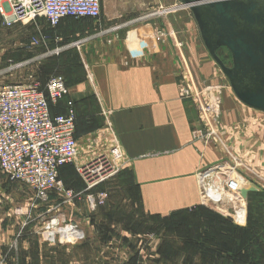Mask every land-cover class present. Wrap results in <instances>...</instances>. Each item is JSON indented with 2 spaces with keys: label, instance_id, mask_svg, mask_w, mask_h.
<instances>
[{
  "label": "rangeland",
  "instance_id": "1",
  "mask_svg": "<svg viewBox=\"0 0 264 264\" xmlns=\"http://www.w3.org/2000/svg\"><path fill=\"white\" fill-rule=\"evenodd\" d=\"M0 6H3V0H0ZM167 13L169 23L181 28L187 21H191L193 31L198 34L189 9L181 8L179 0H168ZM1 20L0 16V87L35 82L44 91L45 82L51 76L72 81L80 79L83 68L78 52L80 45L71 47L75 50L74 57L50 56L48 52L54 49L51 44L28 48L30 39L37 36L35 27L27 24L5 28ZM43 24L46 26L43 22L37 23L40 28ZM97 26L99 25H93ZM33 29L35 33H32ZM66 41L69 42L68 45L81 42L80 39ZM217 54L225 66H231V57L226 49H220ZM198 68L201 69L202 64ZM82 70L85 76V70ZM208 73H199L192 79L181 75L178 84L179 98L191 106L196 120L191 130V141L198 146L197 151H203V159L205 152L215 153L213 160H210L214 162L207 161V165L202 162L201 169L199 167L197 172L199 198L202 200L204 195L200 177L205 170H212V167L221 164L231 167L245 181L246 187L255 189L244 199L245 226L234 222V206L230 202L221 206L209 203L198 204L190 209L145 211L140 186L134 184L132 175L128 173L129 159L125 157L110 122H105L110 115L105 114V118L102 113L95 112L99 106L93 96L91 103L88 102L92 112L77 113L83 117L75 118L77 154H87L91 158L102 155L112 160V152L117 149L124 161L119 162L121 169L114 177L95 189L105 192L107 201L104 206L97 208L94 215L87 213L83 199L85 186L75 173L73 165L61 169L59 181L64 191H72L77 197L68 200L65 194L53 192L45 202L37 199L43 205L40 212L53 207L47 216H40L39 225L44 227L46 233L54 231V241L47 240L50 244L55 242L57 254L61 252V255H57V261L61 259V264H240L232 261L233 257L226 249L219 250L215 240L226 245L233 230L246 229L253 222L256 223V230L261 238L258 245L264 248V113L244 106L235 98L227 79L215 63L214 69ZM94 127L99 128L91 129ZM197 131L210 136L200 139L196 135ZM4 179L5 181H0V202L7 203L9 208L14 207L12 217H29L28 220H31L38 216L39 213L33 206L28 207V212L22 216L17 213L18 216L14 215L25 203L31 202L32 192ZM3 182L9 188L20 191L24 199H9L1 193ZM54 196L56 199L52 198ZM58 202L60 204H56ZM7 206L4 205L0 210L5 212ZM85 218L89 219L88 223L83 220ZM54 220L55 228L47 229ZM68 228L72 230L69 231ZM216 233L221 238L215 239L213 236ZM59 241L70 247H62L58 244ZM80 242L82 243L79 244ZM250 247L251 244L248 251H251Z\"/></svg>",
  "mask_w": 264,
  "mask_h": 264
},
{
  "label": "crops",
  "instance_id": "2",
  "mask_svg": "<svg viewBox=\"0 0 264 264\" xmlns=\"http://www.w3.org/2000/svg\"><path fill=\"white\" fill-rule=\"evenodd\" d=\"M167 8L168 0H101L100 23L92 27L94 30L70 19L63 20L56 29L63 40H81L78 52L83 68L79 80L65 78L67 93L55 111L66 114L67 103L71 102L75 118H82L77 113H91L88 102L95 97L99 106L95 112L103 117L110 115L105 122H110L123 147L129 159L128 173L134 184L140 186L143 208L150 212L203 205L197 172L201 163L207 165L215 154L207 151L203 159V151H197L198 146L191 141L196 123L193 111L178 95L181 75L192 79L199 73L204 75L206 70L210 73L214 63L198 29L196 35L191 21L181 28L169 23ZM46 28L41 25L45 32ZM158 31L165 33V37H153ZM35 32L33 29L32 33ZM85 155L77 154L78 165L91 158ZM3 180L0 175V181ZM1 193L9 199H24L20 191L5 183ZM30 199L14 215L22 216L33 206L39 215L31 220L12 217L14 207L0 202V208L7 206L5 212L0 210V264H61V259L57 261L61 252L57 254L55 242L50 244L44 227L39 225L40 216H47L53 207L40 212L43 205L34 197ZM83 199L87 213L94 215L97 209L91 211L86 197ZM58 244L70 247L60 241Z\"/></svg>",
  "mask_w": 264,
  "mask_h": 264
},
{
  "label": "built area",
  "instance_id": "3",
  "mask_svg": "<svg viewBox=\"0 0 264 264\" xmlns=\"http://www.w3.org/2000/svg\"><path fill=\"white\" fill-rule=\"evenodd\" d=\"M0 16L5 28L27 24L35 27L37 36L30 39L29 49L53 43L55 47L48 55H58L80 45L76 42L59 47L61 38L56 29L62 20L90 19L93 25H99L101 0H3ZM39 21L44 22L52 33H44L37 25ZM164 34L158 31L153 37L163 38ZM66 93L65 82L60 76H51L44 91L35 82L0 87V174L10 182L28 188L32 197L39 201L45 202L53 192L65 194L68 200H72L77 195L63 190L59 172L64 166L73 165L84 183L89 208L95 211L107 201V194L95 189L120 171L121 154L116 149L112 152V160L97 155L82 165L77 164L72 103H67L66 114L52 115L49 109V104L57 105ZM196 135L200 139L210 136L200 131ZM211 169L205 170L200 177L203 204L221 206L226 202L233 203L234 222L245 226V202L240 193L247 184L231 167L221 164ZM55 226L54 220L46 228L54 229ZM47 235L54 241V231Z\"/></svg>",
  "mask_w": 264,
  "mask_h": 264
},
{
  "label": "water",
  "instance_id": "4",
  "mask_svg": "<svg viewBox=\"0 0 264 264\" xmlns=\"http://www.w3.org/2000/svg\"><path fill=\"white\" fill-rule=\"evenodd\" d=\"M189 9L210 58L227 79L235 98L264 113V0H179ZM225 48L230 67L217 55ZM253 187L242 189L246 199Z\"/></svg>",
  "mask_w": 264,
  "mask_h": 264
},
{
  "label": "trees",
  "instance_id": "5",
  "mask_svg": "<svg viewBox=\"0 0 264 264\" xmlns=\"http://www.w3.org/2000/svg\"><path fill=\"white\" fill-rule=\"evenodd\" d=\"M66 19L75 20L77 22H82V23L87 22L90 25V27H93V23L90 19H78V20L73 19V18H66ZM46 32H47V34L52 33V31L48 30V28H47ZM61 40L63 41V42L61 41V44H60L61 46H65L69 43L66 40H63V39H61ZM50 44H51L50 45L51 48L55 47V45L53 43H50ZM74 53H75V50H73V48H69V49L63 50L58 55H53V56L60 57L62 55H67V56L74 57L75 56ZM47 80H46V82H47ZM63 80H64V78H63ZM64 82H65V80H64ZM41 85L44 86V84H41ZM65 85H66V82H65ZM56 106L57 105L53 106V105L49 104L50 113L51 114L53 113L52 115L58 114V112H56L54 109ZM75 139H76V135H75ZM61 169H60V171H61ZM248 226L246 229L233 230L232 233H230L231 238L226 241V245H222V242H219L217 240H215V244L219 250L221 248L226 249L227 253L229 255H231V258L233 257V260L230 259L233 262L240 263V264H264V248L258 245V241L261 238L259 237L257 230H256L257 225L255 222H253V224L251 223ZM252 229L254 231H252ZM213 237L215 239L221 238V236L218 233L214 234ZM232 237H233V240H231ZM225 240H226V238H225ZM250 244H251V247H250L251 251H248Z\"/></svg>",
  "mask_w": 264,
  "mask_h": 264
},
{
  "label": "flooded vegetation",
  "instance_id": "6",
  "mask_svg": "<svg viewBox=\"0 0 264 264\" xmlns=\"http://www.w3.org/2000/svg\"><path fill=\"white\" fill-rule=\"evenodd\" d=\"M220 49H225V48H219L218 50H217V53H218V51L220 50ZM229 53V52H228ZM218 55V54H217ZM218 57H219V55H218ZM220 58V57H219ZM222 61V60H221ZM223 62V61H222Z\"/></svg>",
  "mask_w": 264,
  "mask_h": 264
},
{
  "label": "bare ground",
  "instance_id": "7",
  "mask_svg": "<svg viewBox=\"0 0 264 264\" xmlns=\"http://www.w3.org/2000/svg\"><path fill=\"white\" fill-rule=\"evenodd\" d=\"M214 85H215V84H214ZM244 188H246V187H245V186H243V187H242V189H244ZM242 189H241V191H242Z\"/></svg>",
  "mask_w": 264,
  "mask_h": 264
}]
</instances>
